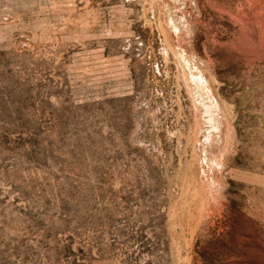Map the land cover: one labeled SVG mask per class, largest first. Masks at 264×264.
I'll use <instances>...</instances> for the list:
<instances>
[{"label": "rangeland", "instance_id": "1", "mask_svg": "<svg viewBox=\"0 0 264 264\" xmlns=\"http://www.w3.org/2000/svg\"><path fill=\"white\" fill-rule=\"evenodd\" d=\"M0 264H264V0H0Z\"/></svg>", "mask_w": 264, "mask_h": 264}]
</instances>
